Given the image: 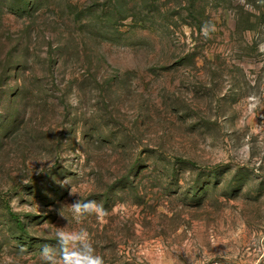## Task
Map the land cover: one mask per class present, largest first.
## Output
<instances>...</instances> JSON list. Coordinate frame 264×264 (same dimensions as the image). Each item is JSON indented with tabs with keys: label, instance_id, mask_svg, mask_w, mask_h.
<instances>
[{
	"label": "rangeland",
	"instance_id": "1",
	"mask_svg": "<svg viewBox=\"0 0 264 264\" xmlns=\"http://www.w3.org/2000/svg\"><path fill=\"white\" fill-rule=\"evenodd\" d=\"M183 1L0 0V264H264V0Z\"/></svg>",
	"mask_w": 264,
	"mask_h": 264
},
{
	"label": "clouds",
	"instance_id": "2",
	"mask_svg": "<svg viewBox=\"0 0 264 264\" xmlns=\"http://www.w3.org/2000/svg\"><path fill=\"white\" fill-rule=\"evenodd\" d=\"M72 195L75 193L71 190ZM74 217L95 215L101 222L108 215L102 203L80 199L69 205ZM62 215V213H61ZM63 216V215H62ZM56 245L44 244L41 247V264H105L104 258L96 254L95 247L87 230L66 231L59 228L55 234ZM4 264H15L13 258L5 257Z\"/></svg>",
	"mask_w": 264,
	"mask_h": 264
},
{
	"label": "trees",
	"instance_id": "3",
	"mask_svg": "<svg viewBox=\"0 0 264 264\" xmlns=\"http://www.w3.org/2000/svg\"><path fill=\"white\" fill-rule=\"evenodd\" d=\"M175 1H176V3H177L178 6H181L182 3L184 2L183 0H175ZM187 1L189 3V6H192L193 7V4H194L195 0H187Z\"/></svg>",
	"mask_w": 264,
	"mask_h": 264
}]
</instances>
